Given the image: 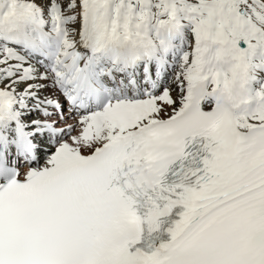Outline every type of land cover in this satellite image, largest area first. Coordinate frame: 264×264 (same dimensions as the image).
I'll list each match as a JSON object with an SVG mask.
<instances>
[{"label": "snow or ice", "instance_id": "1", "mask_svg": "<svg viewBox=\"0 0 264 264\" xmlns=\"http://www.w3.org/2000/svg\"><path fill=\"white\" fill-rule=\"evenodd\" d=\"M0 264H264V0H0Z\"/></svg>", "mask_w": 264, "mask_h": 264}]
</instances>
